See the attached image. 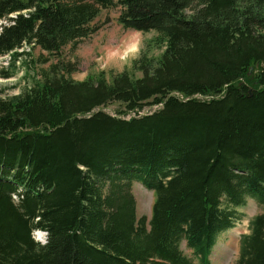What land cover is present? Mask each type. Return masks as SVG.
I'll list each match as a JSON object with an SVG mask.
<instances>
[{
	"label": "trees",
	"instance_id": "1",
	"mask_svg": "<svg viewBox=\"0 0 264 264\" xmlns=\"http://www.w3.org/2000/svg\"><path fill=\"white\" fill-rule=\"evenodd\" d=\"M112 7L165 43L140 77L76 82L60 62L0 98V264H211L249 198L263 209L235 264H264V0H0V56L58 53ZM133 181L154 193L149 220Z\"/></svg>",
	"mask_w": 264,
	"mask_h": 264
},
{
	"label": "rangeland",
	"instance_id": "2",
	"mask_svg": "<svg viewBox=\"0 0 264 264\" xmlns=\"http://www.w3.org/2000/svg\"><path fill=\"white\" fill-rule=\"evenodd\" d=\"M120 10V7L100 9L98 15L89 24L93 30L88 36L78 39L74 45L69 43L62 46L58 53L48 54L37 45L24 44L21 49L15 51L21 52L16 60L11 59V54L0 56V98L8 99L22 94L26 88L40 80L42 71H47L52 64L60 62L70 64L73 69L71 73L66 74L58 66V74L63 73L62 75L76 82L88 78L97 80L100 77L109 80L123 71H129L135 77H140L142 73L134 71L133 62L142 54L152 59L158 58L164 50L165 43L154 42L157 35L154 30L143 32L124 28L118 21ZM185 13L189 14L190 10L187 9ZM3 23L5 21H0V26ZM6 71L11 73L7 78L2 75ZM195 97L208 99L207 96ZM157 108L158 106L146 105L139 113L154 111ZM103 110L115 114L116 111H122L124 108L120 103H111ZM133 115L134 113H127L124 117ZM131 192L135 199L136 216L138 218L145 216L149 220L154 193L137 181L132 182ZM262 209L263 207L252 198H249L245 205L237 208V213L241 217L231 228L219 234L210 255L211 264L236 263L240 236L248 233L249 220ZM180 249L186 256L191 255V250L186 246L185 241L181 242Z\"/></svg>",
	"mask_w": 264,
	"mask_h": 264
},
{
	"label": "bare ground",
	"instance_id": "3",
	"mask_svg": "<svg viewBox=\"0 0 264 264\" xmlns=\"http://www.w3.org/2000/svg\"><path fill=\"white\" fill-rule=\"evenodd\" d=\"M133 48V47H132ZM128 51V50H127ZM160 109V108H159ZM42 232V234L47 238V233L43 230H40ZM38 242V241H37Z\"/></svg>",
	"mask_w": 264,
	"mask_h": 264
},
{
	"label": "water",
	"instance_id": "4",
	"mask_svg": "<svg viewBox=\"0 0 264 264\" xmlns=\"http://www.w3.org/2000/svg\"><path fill=\"white\" fill-rule=\"evenodd\" d=\"M251 69V68H250ZM249 73H250V70H249Z\"/></svg>",
	"mask_w": 264,
	"mask_h": 264
}]
</instances>
